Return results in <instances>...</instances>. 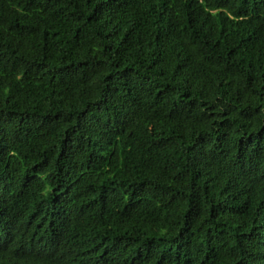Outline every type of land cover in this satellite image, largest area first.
Here are the masks:
<instances>
[{"label": "trees", "instance_id": "16d2710c", "mask_svg": "<svg viewBox=\"0 0 264 264\" xmlns=\"http://www.w3.org/2000/svg\"><path fill=\"white\" fill-rule=\"evenodd\" d=\"M0 264H264V0H0Z\"/></svg>", "mask_w": 264, "mask_h": 264}]
</instances>
